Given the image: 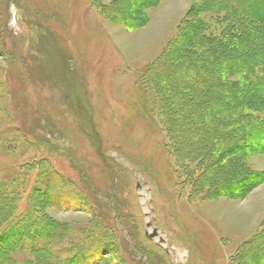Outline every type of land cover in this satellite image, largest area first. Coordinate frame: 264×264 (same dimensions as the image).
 I'll use <instances>...</instances> for the list:
<instances>
[{
  "label": "rangeland",
  "instance_id": "obj_1",
  "mask_svg": "<svg viewBox=\"0 0 264 264\" xmlns=\"http://www.w3.org/2000/svg\"><path fill=\"white\" fill-rule=\"evenodd\" d=\"M0 264H264V0H0Z\"/></svg>",
  "mask_w": 264,
  "mask_h": 264
},
{
  "label": "trees",
  "instance_id": "obj_2",
  "mask_svg": "<svg viewBox=\"0 0 264 264\" xmlns=\"http://www.w3.org/2000/svg\"><path fill=\"white\" fill-rule=\"evenodd\" d=\"M208 38V36H206V35H203V36H201V40H200V42L202 43V42H204V41H206V39ZM178 41V43L179 44H182V43H184V39L183 38H181V39H179V40H177ZM172 55V54H171ZM170 55V56H171ZM169 58V56H166V60ZM230 59V60H229ZM229 59H224V61H226L225 63H229V62H231V61H233L232 59H231V57L229 58ZM228 61V62H227ZM190 60L188 61H186V63H183L182 61H179V62H177V63H175L174 65L176 66V68H181L180 66H182L186 71L188 70V72H186V71H184V75H183V77H182V79L184 80L185 79V82L183 83V84H186L187 85V88L188 87H191V83H195L196 84V93H197V95L199 94V96H197V98L199 97V98H201V96H203L202 94L203 93H205V92H209L208 90L209 89H211V93H217L218 95L221 93V92H224L225 93V91L224 90H226L223 86H221V85H217V84H210V83H207L208 85H206V88H204V86H203V88H201V90H199L200 89V87L199 86H201V85H204V84H206V82H203V76H202V74L201 73H197V72H193V71H191V69H193L192 68V65H190ZM231 63H233V64H237V62H231ZM240 63V61H238V64ZM166 66V64L163 66V67H161L160 68V75H162L163 76V74H165V73H167L168 75L167 76H169L171 73H169L168 72V69L165 67ZM190 66V67H189ZM199 67H201V66H199ZM195 73H197V75L195 74ZM156 75H157V73H155ZM208 77H209V74H208V71H207V74H206ZM215 75H217V74H215ZM202 76V77H201ZM206 76V77H207ZM179 77H181V76H179ZM201 77V78H200ZM195 78V79H194ZM200 78V79H199ZM168 84H171L172 86L173 85H176L177 83H176V81L174 82V83H167V85ZM197 84H199V86L197 85ZM172 86H168V91H166V92H168V95H172L174 92H178V95H177V92L175 93L176 95L174 96V100H176L175 101V103H178V102H180L181 100H185V98H187V99H189V100H191L192 98L191 97H193L191 94L190 95H186V92H183V90H180V89H182V88H180V89H177L176 87H174V89H173V87ZM255 89L257 90H259V89H261V84L259 83L256 87H255ZM175 90V91H174ZM231 90H235L234 89V87H233V89H231ZM230 89H228V93H232V94H236L237 92L235 91V92H232ZM179 91H180V93H179ZM191 92H192V90H191ZM246 92H244L243 94H245ZM188 94V93H187ZM216 94V95H217ZM178 97L177 99L175 98V97ZM181 98V99H180ZM198 98V99H199ZM194 99V98H193ZM192 99V102L195 100L196 101V99H194L193 100ZM197 99V100H198ZM212 100V101H211ZM221 100H223L221 97H219V96H211V99H210V101H211V103L212 104H214V102H220ZM167 106V105H166ZM223 108L224 107H219V110H223ZM243 117V116H242ZM241 117V118H242ZM228 118H229V116L227 115V117H225L224 119H220V120H217V118H215V116H212V115H209V118H208V123H207V126L209 127V129L207 128L206 129V131L207 130H209V133H207L206 131L204 132V138H203V136L202 137H200V136H198L197 137V139H196V142H198L202 147H203V145L205 144V145H207V144H211V142H210V140L211 139H213L214 138V131L219 127V126H222L223 128H224V126H227L228 127V125H227V123H226V121H229L228 120ZM242 121V120H241ZM198 123H201V122H198ZM255 126H257V125H253V124H250V122H246V123H244V121H243V123H237V130H234V134H230L229 135V133H231L232 131H228V134H224L219 140H218V142H216L215 144V147H216V149L219 151H217V155L216 154H214L213 156H211L210 157V159L211 160H214V158H216V159H221L222 158V156L224 155L223 153H224V150L226 151V153L229 155V153H231L232 151L233 152H235L234 150L236 149V148H238V150H241L240 148H242V147H244V145L242 146V145H240V143L239 142H243V143H248L249 141H251V140H253V137H249V134L251 133L250 131H252V133H253V130H254V127ZM232 129H234V128H232ZM231 129V130H232ZM230 130V129H229ZM251 133V134H252ZM203 135V134H202ZM231 136V137H230ZM29 140L30 139H32V135L30 134L29 135ZM33 140V139H32ZM213 141H215V140H213ZM219 145H220V148H219ZM193 156L195 157V158H198V155L199 154H197V153H195V151H193ZM209 159V160H210ZM15 232H17V233H20V232H18V230H14L13 231V233H15ZM17 233H15V234H17ZM18 236H20V234L18 235ZM30 242H33V241H30Z\"/></svg>",
  "mask_w": 264,
  "mask_h": 264
},
{
  "label": "water",
  "instance_id": "obj_3",
  "mask_svg": "<svg viewBox=\"0 0 264 264\" xmlns=\"http://www.w3.org/2000/svg\"><path fill=\"white\" fill-rule=\"evenodd\" d=\"M150 226V225H149ZM158 236V232L156 230L153 231V233L150 235V238H155Z\"/></svg>",
  "mask_w": 264,
  "mask_h": 264
},
{
  "label": "flooded vegetation",
  "instance_id": "obj_4",
  "mask_svg": "<svg viewBox=\"0 0 264 264\" xmlns=\"http://www.w3.org/2000/svg\"><path fill=\"white\" fill-rule=\"evenodd\" d=\"M158 235H159V233H158ZM157 237H158V236H157ZM157 237H156V238H157Z\"/></svg>",
  "mask_w": 264,
  "mask_h": 264
}]
</instances>
